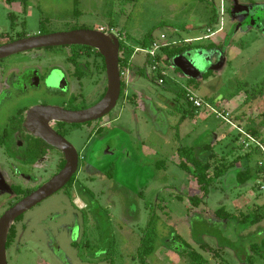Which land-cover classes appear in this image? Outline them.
I'll return each instance as SVG.
<instances>
[{
    "label": "rangeland",
    "instance_id": "rangeland-1",
    "mask_svg": "<svg viewBox=\"0 0 264 264\" xmlns=\"http://www.w3.org/2000/svg\"><path fill=\"white\" fill-rule=\"evenodd\" d=\"M238 1L23 0L22 5L0 0L1 38L17 40L21 33L35 36L40 31L51 34L72 28H114L142 69L141 74H134L128 98H124V85L116 108L103 120L111 121L102 135L90 124L65 135L78 152L86 151L101 162L88 169L86 180L84 174L80 179L93 191V198L73 189L74 206L61 191L28 211L16 226L18 239L7 250L9 264H140L138 249L147 237L155 245V253L148 256L150 264H191L178 254L183 247L179 237L211 264H245L232 246L240 245V237L264 231V219L251 226L241 223L247 215L250 220L264 212V143L260 146L264 141V16L260 14L264 0ZM215 13L220 20L212 28L215 37L209 38L208 24ZM149 34L161 43L190 40L174 45L185 51L170 59L164 51L158 52L164 60L160 65L166 69L164 85L159 84L151 65L145 64V54L139 52ZM212 44L218 46L210 48ZM63 49L34 52L48 60L23 67H37L42 72L52 62V69L59 67L55 73L59 81L53 83L56 77H52L48 86L64 94H49L41 79L39 88L14 103V112L41 104L89 108L101 100L107 87L102 61L80 55L79 60L90 62L81 65L78 80L68 74L74 71L68 61L72 52ZM28 57L6 58L0 61V68L20 65ZM209 71L213 72L204 78ZM184 87L193 89L211 108L194 116L185 99L178 96ZM220 108V114L230 121L211 110ZM252 130L259 132L260 137H254L259 145L242 135H251ZM180 147L191 149L197 160L210 164L211 171L227 166L198 208L190 198L202 193L193 169L180 167ZM53 154L46 168L36 173L41 183L57 172L60 157L58 152ZM248 169L254 175L238 186L237 175ZM0 186L5 188L1 180ZM9 203L8 194L0 198V215ZM85 203L89 209L81 210ZM222 207L237 217L230 222L219 219L216 212ZM200 241L205 242L204 248ZM254 264H264V256H256Z\"/></svg>",
    "mask_w": 264,
    "mask_h": 264
},
{
    "label": "flooded vegetation",
    "instance_id": "flooded-vegetation-1",
    "mask_svg": "<svg viewBox=\"0 0 264 264\" xmlns=\"http://www.w3.org/2000/svg\"><path fill=\"white\" fill-rule=\"evenodd\" d=\"M14 2L21 3L23 5V0H14ZM238 3H240V0L238 1ZM260 14H262L264 16V11L260 12ZM262 15H259V17H260V19L263 20ZM219 20L220 19L218 16V22H219ZM217 25L218 24H216L215 26H217ZM262 28H264V25ZM78 29H80V28H78ZM41 32L42 31H40L39 35H45V34H42ZM18 36H21V37H19L17 40H19L21 38L28 37L25 33H21L20 35L18 34ZM1 37H0V46L7 44V43H11L13 41H16V39L14 40L11 37H8L7 39L1 38ZM116 37L120 40V43L124 42V40H122V38H120L118 36H116ZM208 37L210 38V35ZM5 40L6 41L9 40V42L3 44V41H5ZM215 46H218V45H214V47ZM214 47H211V48H214ZM59 48H61V47H59ZM66 49L67 48H65L63 50L65 51ZM41 50H43V49H41ZM63 50H61V51H63ZM39 51L40 50H34V51H30V53L29 52L21 53V54H26V55L29 54V57L27 58V60L21 62L20 65L18 63L12 67H7L3 64V65H1V68H0V163H1V165H0V180L5 186V188H2L0 186V198L2 196H4L5 194H8V196L10 197V203H9L8 209L13 207L19 201L26 198L27 196H29L30 194H32L33 192L38 190L42 185H44L45 183L48 182L47 181L45 183H41L42 181H40V179H39L40 177L37 176L36 173L38 172V174H40L41 171L46 168V165L48 163L49 158L54 156L53 152H58L59 157H60L58 159V163H57L56 174H58L65 167V164H66L64 154L61 151L52 147L51 145H49L48 143L43 141L41 138L34 135L30 130H28L25 127V121L27 118V113L33 107H31V108L30 107L29 108L24 107L23 109H20L17 112L13 111L14 103L16 101H18L20 99V97L21 98L28 97L30 95V93H32L31 91H34V88H39L41 86V79H44L43 80V87H44L45 91L49 92V94H51V95L64 94L63 91H60L57 88H52L51 86H48V83L52 77L53 78L56 77V79H55V81H53V83H55V82L57 83V81H59V78H58L59 76L58 77L55 76V73H56V71L59 70L58 69L59 67H55L56 69L55 68L52 69V66H51L52 62L50 63L51 65L50 64H49V66L47 65V67L44 68L42 72L37 67L36 68H28L29 66L27 68L23 67L24 64L26 66V63L34 62L37 60H40V61L48 60L47 56H45V58H42V57H39V55H34L35 53L40 54L41 51L40 52ZM70 57H68V61H69ZM120 57H122V56L120 55ZM50 58H52V60L55 59L54 56H50ZM79 58H78V62H80V64L82 66H84V65L89 66L88 63L90 61L84 62V61L79 60ZM98 59H94V60H98ZM2 60H4V59H2ZM2 60H0V61H2ZM88 60H90V59H88ZM70 64L73 66L72 63H70ZM20 67H22V68L20 69ZM97 69H98V67H97ZM122 72H123V69L121 68V73ZM209 72L212 73L213 71H209ZM42 73H43V75H42ZM76 73L77 72L75 70V67H74V71H72L71 74L68 72L70 77H73V78H76L79 80L80 78L75 76ZM122 81L124 83L123 78H122ZM73 98L74 97H71V99H73ZM181 99H183V98H181ZM38 106H54V105L41 104ZM59 107H62L64 109H68V110H82V109H76V107H73V108H67L64 106H59ZM106 117H108V116H106ZM106 117H104L103 119H101L99 121L88 123V124H90V126L95 125L93 131L97 135H102L105 128L110 126L111 120L103 123V120ZM97 123L98 124L101 123V125L97 126L96 125ZM51 126L58 134L62 135L63 137H65V135L69 132V130H73V129L78 128V127H73V125H69L66 123H64V125H62L59 122H53V123H51ZM78 153H79V166H78V170H77L76 174L73 177L76 176L78 182L80 184H82V186H84V188H87L93 196V194H94L93 191L91 189H89L88 187H86L85 184L80 179L82 178L81 175H83V174L85 175L87 173L88 169H94V164L99 165V164H101V162L100 163L96 162L98 160V158L93 159L90 154L86 153V151L85 152L79 151ZM63 161H65V164H64L63 168L60 169ZM98 161H100V160H98ZM39 165H41L40 168H37V167H39ZM102 166L103 165H100V168H102ZM55 175H53L52 178ZM84 179L85 180L87 179V175H85ZM17 181H20L21 183H17ZM70 182L59 192H61V191L64 192L69 197L72 204L75 206V204L77 205V202H75L76 197L73 195V192H72L73 189L76 190V193L78 195L90 196V194L81 191L77 187V185L68 189L67 186L70 184ZM59 192H57V193H59ZM44 201H42V202H44ZM38 205H36V206H38ZM35 207H33V208H35ZM32 209H30V210H32ZM86 209H89V204H87V203H85L81 207V210H86ZM25 214L20 216L15 221V223L12 225V227L14 226L15 230H16V238H15L14 242L18 239V231H17L16 226L19 222H21L24 219ZM2 216L3 215H0V218ZM84 219H88V216L84 215ZM9 234H10V232H9ZM85 234H87V232L83 233V237ZM73 245L75 247H77V243H73ZM11 246H10V248H11ZM10 248H8V241H7V250H9ZM7 259H8V256H7Z\"/></svg>",
    "mask_w": 264,
    "mask_h": 264
},
{
    "label": "water",
    "instance_id": "water-1",
    "mask_svg": "<svg viewBox=\"0 0 264 264\" xmlns=\"http://www.w3.org/2000/svg\"><path fill=\"white\" fill-rule=\"evenodd\" d=\"M70 46L90 47L102 55L106 66V92L97 104L82 110H68L59 106H35L28 111L25 127L61 151L66 164L52 179L8 209L0 218V264H8L7 241L15 221L42 201L62 190L78 170L79 153L77 149L65 137L58 134L52 128L51 123L83 125L103 119L116 108L123 84L120 68V40L115 35L103 33L98 29H75L28 36L0 46V60L34 50ZM152 92L156 93L155 90ZM159 98L162 97L159 96Z\"/></svg>",
    "mask_w": 264,
    "mask_h": 264
},
{
    "label": "trees",
    "instance_id": "trees-1",
    "mask_svg": "<svg viewBox=\"0 0 264 264\" xmlns=\"http://www.w3.org/2000/svg\"><path fill=\"white\" fill-rule=\"evenodd\" d=\"M14 1V0H12ZM218 22V14L215 13V15H213L211 22L208 24V28H213ZM78 28H72V30H75ZM42 34H49L50 32L47 31H42ZM155 38L153 36V34H149L148 37L143 41L142 48L146 49L148 47L151 46V44L154 42ZM214 47L213 45H210V48ZM59 48V47H58ZM61 48H69L72 52L71 57L69 58V62L73 64V66L75 67L76 70V74L75 76L79 77L81 76V64L80 62H78V58L80 57V55H86V56H95L97 58H99L102 61V69L104 71V73H106V66H105V61L104 58L102 57V55L97 51L94 50L93 48L90 47H84V46H70V47H61ZM53 48H47V49H43V50H50ZM162 51H164V54H166L168 56V58H172L175 54H179L182 53L183 51H185L184 47H166L163 48ZM120 53H122V57H120V67L122 69L125 68H129L131 65L129 63V58L132 56V50L129 47V45H127L124 42H121V49H120ZM166 56V58H167ZM158 61L161 63L164 60L162 59V57L159 55L158 56ZM166 64L169 63V61H165ZM165 66L162 67V69H164ZM211 74L210 72L204 75V78H207L208 75ZM194 81L190 80V83H193ZM123 91H124V83L122 84V92H121V96L123 95ZM106 92V89H105ZM105 94V93H104ZM103 94V96H104ZM179 98H183L185 99V92H179L178 93ZM255 98V97H252ZM186 101V99H185ZM186 103L191 107L192 110V114H195L194 108L192 107V105L190 103H188L186 101ZM84 108H88V107H76V109H84ZM62 125H64V123H60ZM80 125H73V127H79ZM261 126L264 127V114L263 117L261 119ZM251 136L253 137H260L259 136V132L257 130H252L251 131ZM264 141L261 140V146H263ZM258 147V146H257ZM259 149V147H258ZM260 150V149H259ZM178 153L182 158V161L180 163V167L184 170H191L193 169L194 172V178L195 181L199 187L200 192L202 193V195H197L194 197L190 198V202L191 204L198 208L202 203L203 200L209 195L210 193V188L211 185L213 184V182L216 179H220L221 177H223L226 173L227 170V166L225 165H221L219 167H217L214 171L210 170V164L208 163H203L199 160H197V158H195L194 154L192 153L191 149H186L183 147H180L178 149ZM251 156V152L250 155H247V157ZM65 164V161L62 162L61 164V168H63ZM254 175V173L251 171V169H248L246 171L240 172L237 175V185L241 186V185H245ZM77 185V187L85 192V193H89L91 198H93L92 194L90 193V191L87 188H84V186H82V184H80L77 180V177H73V179L71 180L70 184L67 186V188H72L73 186ZM262 210V209H261ZM263 212V211H262ZM216 216L219 219H223L226 221H233L237 215L235 214H231L229 212H227L223 207L218 209V211L216 212ZM250 215L245 216L244 220H240V222L242 224L251 226V225H255L256 223H258L259 221H261L262 219H264V212L263 214L257 213L255 215L254 219H249ZM261 218V219H260ZM20 220V219H19ZM248 220V222H246ZM245 221V222H244ZM16 238V230L15 227L13 226L10 230V234L8 236V248H10V246L13 244L14 240ZM178 239H180L183 242V247H181V249H178V254L185 257L186 259L189 260V262L191 264H211L209 262L208 259H206L203 254H201L200 252L196 251L195 249L192 248V246L184 241L181 237H179ZM239 242H237V247L234 246L233 249L235 250L236 255L238 256V258L245 264H254V258L256 256H260L263 257L264 256V231L262 233H254V234H249L245 237H240V245H238ZM199 244L204 248L206 246L204 241H200ZM154 243H152L149 238H145L142 239V242L140 244V247L138 249V260L140 262V264H150L148 262V256L150 254H152L153 252L155 253V247H154ZM225 247V246H222ZM153 253V254H154Z\"/></svg>",
    "mask_w": 264,
    "mask_h": 264
},
{
    "label": "built area",
    "instance_id": "built-area-1",
    "mask_svg": "<svg viewBox=\"0 0 264 264\" xmlns=\"http://www.w3.org/2000/svg\"><path fill=\"white\" fill-rule=\"evenodd\" d=\"M99 30L102 31L103 33H106V34L110 33L111 35L113 34V35H116V36L121 38L120 34H117L115 32V29H111L108 31L107 29L101 28ZM163 38L167 39L165 37H163ZM176 44H179V42H177V41H169V42L166 41L164 43H161V42L154 40V42L151 44L150 47H148L146 49H142L139 51V52H142L145 54V57L149 60V64L151 65L153 73H155L159 76V84L160 85H164V76L166 75V69L165 68L162 69L163 66H161L160 62L158 61V56H159L158 52L161 51L163 48L171 47V46H174ZM121 74H122L123 79L125 77L127 78L126 73L124 71ZM183 91L185 92L186 101L188 103H190L196 111H201L205 107L211 108V106H209L205 100L198 97V95L190 87H184ZM211 110L214 113H216L219 117L224 118L225 121H229L228 118H226V116L220 114V111H217L216 109H211ZM227 117H228V115H227ZM242 135L245 136L250 142H253V143L256 142V139L253 136L247 135L244 132H242ZM247 141H243V144H245L246 147H249L250 143Z\"/></svg>",
    "mask_w": 264,
    "mask_h": 264
},
{
    "label": "crops",
    "instance_id": "crops-1",
    "mask_svg": "<svg viewBox=\"0 0 264 264\" xmlns=\"http://www.w3.org/2000/svg\"><path fill=\"white\" fill-rule=\"evenodd\" d=\"M218 26V25H217ZM216 26V27H217ZM215 27V26H214ZM208 31L210 32V33H212V35H210V38H213V37H215V35H213V30H212V28H208ZM172 41H177V42H179V43H181V42H186V41H190L189 39H186V40H183V41H181V40H172ZM129 63H130V67L129 68H125V69H123V71L126 73V76H127V78L125 77L123 80H124V85H125V93H124V98H128L129 97V86L132 84V80H133V77H134V74H135V72H138L139 74H141L142 73V69L138 66V64H136L135 62H134V60H133V55L129 58ZM149 64L148 63V60L146 59V61H145V64ZM204 100V99H203ZM222 107H224V106H222ZM221 107V108H222ZM218 109L219 111L220 110H222V109ZM224 109H225V107H224ZM193 110V109H192ZM217 110V111H218ZM226 111H227V109H225ZM195 114H193L194 116H196V115H199L198 113H200V111H196L195 109H194V111H193ZM230 121V120H229ZM195 184H196V186H197V183H196V181H195ZM196 190H197V188H196Z\"/></svg>",
    "mask_w": 264,
    "mask_h": 264
}]
</instances>
